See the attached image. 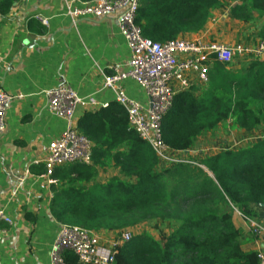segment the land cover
Masks as SVG:
<instances>
[{
  "label": "trees",
  "instance_id": "obj_1",
  "mask_svg": "<svg viewBox=\"0 0 264 264\" xmlns=\"http://www.w3.org/2000/svg\"><path fill=\"white\" fill-rule=\"evenodd\" d=\"M16 1L0 0L1 19ZM227 6L229 17L238 22L264 16V0H140L135 23L144 38L163 44L198 33L212 10ZM259 37L264 42V24ZM208 63L204 95H175L161 121L162 141L184 152L201 134L228 121L238 130L260 128V141L162 168L115 105L86 112L77 124L94 144L91 163L58 167L50 176L49 212L61 226L118 236L154 223L157 238L132 234L116 248L112 264H260L257 252L240 249L241 232L231 216L236 210L263 223L264 63L252 60L237 76L226 71V63ZM110 166L119 175L98 182V169ZM65 260L78 264L71 253Z\"/></svg>",
  "mask_w": 264,
  "mask_h": 264
},
{
  "label": "crops",
  "instance_id": "obj_2",
  "mask_svg": "<svg viewBox=\"0 0 264 264\" xmlns=\"http://www.w3.org/2000/svg\"><path fill=\"white\" fill-rule=\"evenodd\" d=\"M69 1L18 0L0 18V90L22 96L9 105L5 131L0 136V210L11 219L10 225L0 223L2 264H49L50 247L60 228L49 212L50 187L54 181L37 162L65 125L46 111L45 91L64 80L79 97H92L99 103L100 107L92 112L119 106L113 92L102 89L103 76L113 74L114 68L127 70L130 57L115 18L78 19L73 24L65 14V2ZM229 6L212 10L198 33L178 38H201L224 45L244 42L251 47L262 42L259 34L264 16L255 14L251 22H238L229 17ZM35 16L46 19L47 25H41ZM252 60L255 59L248 56L236 58L227 64L226 71L236 76L245 74ZM208 83L201 85L194 77L187 92L195 98L202 97ZM122 85L130 99L147 105V98L135 81L126 79ZM103 105L106 107L102 108ZM86 112L91 110H75L76 127ZM226 128L218 126L216 132L201 134L193 147L180 153L198 160L226 148L236 150L261 140V136L244 135V131L235 128L229 133V127ZM107 169L113 173L101 178L102 170ZM118 172L112 166L98 169L97 181L104 183L118 176ZM231 221L241 232L242 252H257L264 264V233L255 237L236 210Z\"/></svg>",
  "mask_w": 264,
  "mask_h": 264
},
{
  "label": "built area",
  "instance_id": "obj_3",
  "mask_svg": "<svg viewBox=\"0 0 264 264\" xmlns=\"http://www.w3.org/2000/svg\"><path fill=\"white\" fill-rule=\"evenodd\" d=\"M139 1L71 0L65 2V14L73 24L78 19H101L107 16L115 18L130 57L127 70L119 71L114 68L113 74L103 76L102 89L113 92L115 102L126 114L129 128L149 145L159 165L170 166L178 161L170 157L174 151L162 141L161 121L171 108L175 95L189 91L194 77L201 85L208 83L210 59L230 64L236 58L248 56L264 63V42L252 47L244 42L224 45L206 42L201 38H177L163 44L155 43L144 38L135 23ZM34 19L41 25H47V20L40 16H35ZM126 79H132L143 90L147 105H141L126 95L122 85ZM44 94L46 111L62 120L65 128L48 144L45 155L37 163L43 165L47 177L57 167L72 163L90 164L92 143L77 130L75 110L83 108L92 112L100 107L99 103L92 97H79L64 80H60ZM21 98V95H10L0 90V136L5 131L9 105ZM104 107L106 105L102 106ZM242 218L255 237L264 233V223ZM2 222L10 225L11 219L0 210V223ZM2 234L3 231L0 230V240ZM131 238L132 232L125 231L110 242H104L100 233L60 225L50 247L49 264H69L65 260L68 253L77 258L78 264H112L116 248ZM260 264H263L262 256Z\"/></svg>",
  "mask_w": 264,
  "mask_h": 264
},
{
  "label": "rangeland",
  "instance_id": "obj_4",
  "mask_svg": "<svg viewBox=\"0 0 264 264\" xmlns=\"http://www.w3.org/2000/svg\"><path fill=\"white\" fill-rule=\"evenodd\" d=\"M220 126H225V128L229 127V130L228 132H233L235 131L234 129H232L231 127V122H227V123H224V124H221L219 125ZM226 128V129H227ZM217 130V129H216ZM216 130H214V132H216ZM246 129H241L240 131H244V135H254L256 136V138H258L259 136H261L262 134V131L260 128H254V129H251V130H248V132L245 131ZM227 132V130H226ZM227 133V134H229ZM252 143V142H251ZM170 157L173 159V160H176V161H181V160H185L187 159V157H189L187 154L185 153H178V154H171ZM161 166V165H160ZM162 168L163 167H168L167 166H161ZM113 173V171L111 170H102L101 172V178H106V177H109L111 176V174ZM153 226H154V223H143L142 225L138 226L135 230L132 231V234H142V233H149L151 234L154 238H157V234L156 232L154 231L153 229ZM115 237H118L117 234H114L113 236H107V235H102V241L104 242H110L111 240L115 239Z\"/></svg>",
  "mask_w": 264,
  "mask_h": 264
},
{
  "label": "water",
  "instance_id": "obj_5",
  "mask_svg": "<svg viewBox=\"0 0 264 264\" xmlns=\"http://www.w3.org/2000/svg\"><path fill=\"white\" fill-rule=\"evenodd\" d=\"M263 210V223H264V203L260 205Z\"/></svg>",
  "mask_w": 264,
  "mask_h": 264
}]
</instances>
